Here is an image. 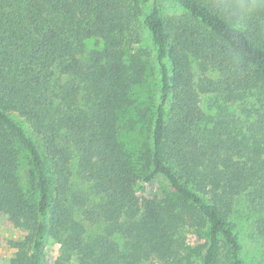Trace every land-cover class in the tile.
<instances>
[{
  "label": "trees",
  "instance_id": "obj_1",
  "mask_svg": "<svg viewBox=\"0 0 264 264\" xmlns=\"http://www.w3.org/2000/svg\"><path fill=\"white\" fill-rule=\"evenodd\" d=\"M144 29L160 89L138 147L127 49ZM244 207L264 239V0H0V218L24 233L10 264H255ZM46 235L62 250L43 263Z\"/></svg>",
  "mask_w": 264,
  "mask_h": 264
},
{
  "label": "rangeland",
  "instance_id": "obj_2",
  "mask_svg": "<svg viewBox=\"0 0 264 264\" xmlns=\"http://www.w3.org/2000/svg\"><path fill=\"white\" fill-rule=\"evenodd\" d=\"M185 11L176 3L170 1L161 2V14L164 17H180ZM129 56H136L140 62L139 65L144 67L142 78L138 82V85L134 89V94L131 95V107L129 109L132 122L137 123L138 127L133 132L134 140H130L129 145H137L143 147V141L148 135V128L144 125L146 121H149L151 114L155 106L159 102V89H160V70L157 63V53L153 46L149 33L144 29L142 30L141 41L138 44L131 45L127 49ZM203 102H206V97L203 98ZM203 103L204 109L207 105ZM16 119L29 131V126L21 119ZM131 127L128 128L130 130ZM127 130V131H128ZM138 141V142H137ZM28 161L24 165L21 175L23 184L26 185L29 179ZM146 194L149 196L164 197L167 187L163 181H155L148 185L146 188ZM248 208L244 207V210H240L236 215L239 216L240 235L243 238L244 252L249 253L255 264H264V239L259 238L252 234V230L249 227L247 217L249 215ZM23 230L16 226L14 219H9L2 216L0 218V264H10V260L15 256V250L11 248L12 242H18L23 239ZM185 235H187L185 233ZM188 236V235H187ZM187 245L190 248H200L203 241L198 238L196 233L188 236ZM45 246L43 250V263H46L48 259L52 257H58L61 253L62 247L60 243L53 239L50 235L45 237ZM142 264H162L159 261L153 260L144 262ZM219 264H229L227 262H220Z\"/></svg>",
  "mask_w": 264,
  "mask_h": 264
}]
</instances>
